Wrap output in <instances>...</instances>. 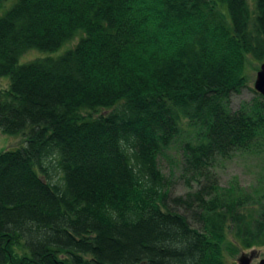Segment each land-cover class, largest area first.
<instances>
[{"label":"trees","instance_id":"1","mask_svg":"<svg viewBox=\"0 0 264 264\" xmlns=\"http://www.w3.org/2000/svg\"><path fill=\"white\" fill-rule=\"evenodd\" d=\"M248 60L264 62V0H16L0 130L23 145L0 153V264H238L263 247L264 171L252 188L217 174L239 153L264 166V97L232 103Z\"/></svg>","mask_w":264,"mask_h":264},{"label":"rangeland","instance_id":"2","mask_svg":"<svg viewBox=\"0 0 264 264\" xmlns=\"http://www.w3.org/2000/svg\"><path fill=\"white\" fill-rule=\"evenodd\" d=\"M16 0H7L3 8L0 9V15H2L5 10H7ZM77 40L72 41L71 43L64 44L55 52H42L38 50H31L27 52L20 58V63H25L30 60L41 58L46 55L57 56L64 53L69 47H71ZM260 63L248 60L246 64V76L248 78V88L243 89V91L235 95L232 98V103L234 107H237L241 101L248 100L252 97L254 80L256 77V72L259 69ZM8 82V77H3L0 81L1 84H6ZM23 145V136L22 135H8L4 134L0 130V153L7 150H15ZM160 166L162 171L169 177L170 164L167 160L162 159L160 161ZM264 171V166L262 165L261 160L256 158L253 155L247 154H235L230 160L224 161L220 164V167L217 170L219 177V182L222 185H227L228 181L233 178H237L240 184L246 188H252L258 186V180L260 175ZM177 172V168H176ZM177 174V173H176ZM174 184L171 189V194L173 196L183 195L186 193L187 189L179 182L173 181ZM247 257L250 260V264H258L260 260L264 259V246L255 247L247 250H241L234 257L235 262H238L240 258Z\"/></svg>","mask_w":264,"mask_h":264},{"label":"water","instance_id":"3","mask_svg":"<svg viewBox=\"0 0 264 264\" xmlns=\"http://www.w3.org/2000/svg\"><path fill=\"white\" fill-rule=\"evenodd\" d=\"M253 89L264 97V62L259 65V69L256 72ZM237 263L250 264V260L247 257H242ZM258 264H264V259L260 260Z\"/></svg>","mask_w":264,"mask_h":264}]
</instances>
